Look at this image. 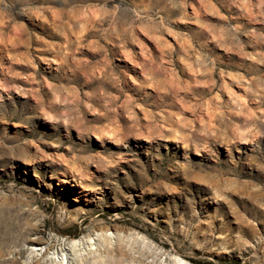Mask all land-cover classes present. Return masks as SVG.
I'll return each instance as SVG.
<instances>
[{"label":"rangeland","instance_id":"obj_1","mask_svg":"<svg viewBox=\"0 0 264 264\" xmlns=\"http://www.w3.org/2000/svg\"><path fill=\"white\" fill-rule=\"evenodd\" d=\"M181 260L264 264V0H0V264Z\"/></svg>","mask_w":264,"mask_h":264},{"label":"bare ground","instance_id":"obj_2","mask_svg":"<svg viewBox=\"0 0 264 264\" xmlns=\"http://www.w3.org/2000/svg\"><path fill=\"white\" fill-rule=\"evenodd\" d=\"M50 63V62H49ZM45 112V111H44ZM33 245V244H32ZM179 264H188V263H186V262H184V261H179Z\"/></svg>","mask_w":264,"mask_h":264}]
</instances>
